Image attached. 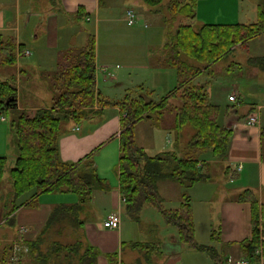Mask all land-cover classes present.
<instances>
[{
    "label": "crops",
    "instance_id": "0c3cea01",
    "mask_svg": "<svg viewBox=\"0 0 264 264\" xmlns=\"http://www.w3.org/2000/svg\"><path fill=\"white\" fill-rule=\"evenodd\" d=\"M129 1L123 10V18L127 22V10L133 9L136 14L133 24L142 18H163L168 24L169 34L171 26L167 21L170 17L167 6L170 0L167 2L163 0L156 5H151L145 0ZM243 1L197 0L192 22L198 23L196 25L199 26L203 23L256 21L258 3L255 1L250 3L251 8L247 14L249 16L245 17V13L240 9ZM111 11L110 8L101 11V0H0V41L13 39L17 44V58L14 64H3L0 60L2 63L0 79L14 80L18 88V108L34 109L53 104V77L61 56L69 49L83 46L88 42L90 34L93 33L87 27V22L93 19L97 21L101 15L104 18H110ZM241 16L248 19L240 18ZM168 40L169 36L164 43V52L157 55L154 62L149 58V47H145L144 52L140 49L142 63H139L136 55L132 58L121 57L122 60L119 61L120 58L115 57L117 56L115 49H109L108 52L103 53L96 45V76L100 97L107 96L106 99L111 101H122L128 96L133 97L126 94L120 99L118 97L112 99L109 95L103 94L101 88V81L117 80L125 86L124 90L128 89L130 86L125 85L127 83L125 80L132 66L141 70L145 68V72H152L153 80L157 78L155 82L165 78L166 74L165 80L171 82V74H169L171 66L167 63L166 49ZM238 48L247 51L246 63L236 58L230 63H221L225 55L207 67L185 56L204 69L198 80L208 81L209 98L220 108L218 121L232 130L226 156L219 158L214 155L215 158L212 161L219 163L229 177V185L225 186L229 191L220 193L218 196L212 195L210 200L209 194H201V196L205 195V198L202 200L201 197L200 202H195L197 206L191 203L195 240L201 244H213L224 264H236L235 262L240 259L247 261L243 264H264L263 245L257 248L251 247L248 251L242 246V242L253 239L254 229L252 202L246 193L247 190L252 191L261 205L260 221L263 230L261 239L264 240L262 139L264 102L260 101L261 94H264V74H261L264 73V67L249 61L250 57L264 56V33L251 38L246 47L238 45L233 50ZM228 69L236 70V76L230 82L223 80L221 74ZM240 78L243 80L240 81ZM41 85L46 86L45 91L38 90ZM134 86L137 89L144 88L143 82L140 81H137ZM168 86L171 88L170 85ZM170 91L171 89L168 94ZM232 94L236 95L235 100L230 99ZM24 95L25 98H31L30 105L22 103ZM95 108L102 109L99 112L103 114L102 121L98 122L95 118L99 114L97 113L77 123L67 122L64 133L59 138V148L61 158L66 161H77L93 153L92 157L99 174L106 178L109 184V189H97L94 192L92 200L85 206L89 215L83 217L84 239L99 250L97 264H111L109 258L111 254H117V264H215L214 258L206 250L181 240L178 228L167 222L168 226L161 228L160 225L145 217L146 221H150L145 228L146 236H150L149 239L141 240L133 237L131 226L134 222L130 220L126 211L119 173L123 109L120 104L102 107L97 104ZM4 111L6 110L0 109L3 116L0 118V157L6 156L5 152L9 151L8 145L13 146L11 120L10 124H4L7 120ZM251 114L258 116L257 123H247L248 116ZM139 121L135 123L137 142L136 126ZM207 150L201 152L205 154ZM201 152L199 153L200 165L203 164L201 167H205V162L208 160ZM64 193L71 195V192H43L38 195L34 204L26 203L15 211V226L8 225V227L18 232L16 239L20 247L25 246V240L37 236L45 225L54 204L67 203L62 196ZM113 211L118 212L121 217V225L118 228H109L104 225V220ZM2 219L0 217V226L3 223ZM139 221L146 222L142 216ZM25 259L21 264L27 262L28 259Z\"/></svg>",
    "mask_w": 264,
    "mask_h": 264
},
{
    "label": "trees",
    "instance_id": "16d2710c",
    "mask_svg": "<svg viewBox=\"0 0 264 264\" xmlns=\"http://www.w3.org/2000/svg\"><path fill=\"white\" fill-rule=\"evenodd\" d=\"M145 1L156 5L163 0ZM196 3L197 0L168 2L167 7L172 16L167 21H174L178 13L190 17V20L169 30L167 63L177 69L178 84L159 102L129 96L122 101L100 97L96 76V38L93 34H90L86 44L69 49L61 56L58 69L54 72V101L51 106L39 107L32 112L30 109L18 108V88L14 80L0 79V109L11 113L14 151V160L9 168L11 204L4 205L7 211L2 217L3 223L15 226V211L26 203L34 204L35 199L43 192H74L79 195L77 202L54 204L37 236L24 241L33 262L52 264V260L54 262L61 254L67 253L65 256L71 259L76 254L78 264H97L99 250L84 239V219L81 212L92 200L94 192L97 189H109V184L99 174L93 153L77 161L63 160L60 156L59 138L64 133L67 122L77 123L99 113L102 109L95 108L97 104L101 107L120 104L124 114L120 133L119 173L127 213L136 219L140 217L146 204L155 206L168 224L178 228L181 240L207 250L215 264H224L215 247L198 244L195 240L190 199L187 197L182 200L176 208H167L157 184L158 179L165 177L192 184L207 177L200 166L199 153L203 150L209 149L219 158L226 156L232 130L218 121L220 108L209 98L208 81L198 80L204 69L188 58L209 67L236 46L246 47L251 38L264 33V0L258 3L256 21L203 23L199 26L192 22ZM16 58V42L13 39L0 41L1 62L14 64ZM249 61L264 67V56L250 57ZM171 97L179 99L178 105L174 107L175 128L181 130L186 124H191L196 131L184 147L175 142L171 150L149 155L137 142L135 123L156 111L164 113L170 106ZM262 139L264 147V128ZM7 160V156L0 157V180L3 179ZM246 193L252 202L254 224L253 239L242 242L243 248L248 251L251 247L264 246V240L261 239V205L252 191L247 190ZM66 231L73 234V241L63 242L53 237L46 249L42 247L47 236H59ZM14 244L0 239V264L22 263L25 257L17 255L21 252L19 248L15 250L16 255L13 253ZM109 258L111 264L118 263L117 254H111ZM70 262L67 260L57 264H71Z\"/></svg>",
    "mask_w": 264,
    "mask_h": 264
},
{
    "label": "rangeland",
    "instance_id": "374dc122",
    "mask_svg": "<svg viewBox=\"0 0 264 264\" xmlns=\"http://www.w3.org/2000/svg\"><path fill=\"white\" fill-rule=\"evenodd\" d=\"M167 2L168 0H164ZM252 1H255L256 3L263 2V0H244L241 4L242 12H244V16L247 17L248 10H250L251 5L250 3ZM130 1L129 0H101V11H104L106 8H110L112 10L110 18H104L103 15H101V18H98L99 20L96 21V19H93L91 22H87V27L92 31L96 38V45L97 48L100 49L101 52H108L109 49H115V52L117 56L116 58H120L119 61L122 60L121 57H130L137 56L139 59V63L141 62V55L139 54L140 49L142 51L145 47H149V58L153 59L152 62H154V58L157 55H160L162 52H164V43L168 38V24L163 20V18H142V20H138L135 24H128L125 18H123L124 14V7L127 5ZM256 5V4H255ZM157 8V7H156ZM170 17L172 16V13L169 10ZM103 17V18H102ZM169 17V18H170ZM240 18H243L241 16ZM248 19V18H243ZM190 20L189 17L184 15L183 13H178L175 16L174 21H172L169 26L172 27V29H175L178 25L181 23L188 22ZM147 24V25H145ZM198 24V23H196ZM141 51V53H143ZM245 62L247 60V51H245L243 48H238L235 50H232L229 52L224 58H222L221 63H230L233 59ZM2 63L0 62V73L2 72L1 69ZM146 69L144 68L141 70L140 68L136 66H132L129 69V72H127L128 77L126 78L125 85H129L130 87L126 90L125 86L123 84H120V82H117V80H108V81H101V88L102 93L109 95V97L119 99L122 97H125L126 94H130L135 98H144L147 100H156L157 102L161 101L166 94H168L169 89L174 88L178 84V74L177 69L175 67H171V82H169L165 78H161L158 82H155L154 80H157L155 78L153 80L152 72H145ZM166 72V71H161ZM236 70H224L221 72L223 75V80H226L227 82L232 81L236 76ZM264 74V73H261ZM131 78H130V77ZM163 76V74H162ZM243 78H240V81H242ZM137 81L143 82V89L135 88V84ZM154 81V82H152ZM152 82V83H150ZM171 88H169V86ZM230 87L229 84H226ZM46 86H39L38 90L45 91ZM135 88V89H134ZM154 90V91H152ZM127 91V93H125ZM264 93V92H263ZM137 96V97H136ZM108 98L107 96H105ZM132 97V98H133ZM31 98L27 97L25 98V95L22 99V103L24 105H30L31 103L29 100ZM170 106L165 109V112L162 114H159V112L152 113V116H146L143 117L136 126V131L138 133V144L143 147V149L149 154V155H158L160 153H163L165 151L171 150L174 147V140L178 143L179 146L184 147L188 144V142L191 140L192 136L194 135L196 129L191 124H186L181 130L175 128L174 123V116H175V110L174 107L178 105L179 99L176 97H171L169 99ZM264 102V94H261V100ZM39 103V102H37ZM44 105V104H40ZM34 109H30V112L34 111ZM4 115L7 117V120L4 122V124H10L11 120V113L10 111H4ZM102 113H99L95 116L96 119H98V122L102 121ZM10 127V125H9ZM179 134V136H178ZM12 137V136H11ZM10 140V138H9ZM13 144V143H12ZM9 146V151L5 152L8 160L7 164L5 166V173L3 175V179L0 180V217H3L5 212L7 211V205H10V196L12 194V185L10 180V174H9V168L11 166V162L14 160L13 155V146ZM210 151V150H209ZM205 152L204 155L208 162H205V167H202V170L207 173V177L204 176L202 179L196 181L195 183H191L186 181V183H182L179 180L173 179L171 177H165L158 179V188L161 193V195L164 198V205L167 208H174L180 205L182 200H185L187 197L190 199V203L200 202L199 200L202 197V200L205 198L204 196H201V194H209V200L212 199L213 196H218L220 193L226 192L229 189L225 186L229 185V177L224 173L222 166L219 163H213L215 156L212 151ZM181 153V150H180ZM203 165V164H202ZM200 165V166H202ZM71 195L64 193L63 199L67 203H74L79 200V195L77 193L71 192ZM211 197V198H210ZM22 200V198H21ZM73 201V202H72ZM7 205H6V204ZM6 205V206H4ZM196 205V203H195ZM87 206V205H86ZM197 206V205H196ZM203 205L201 204V207ZM139 216H142L143 219L146 221L145 217L148 220H152V222L160 225V227L168 226L166 223L164 216L162 212L156 208L155 206L146 204V207L144 210H141ZM82 217H86L89 215V213L84 209L83 212H81ZM129 215V214H128ZM130 220H133L134 225H132V231L133 237L135 239H141V240H148L150 236H146V230L148 223L150 221H146L145 223H142L139 221V218L134 219L129 215ZM200 219H202L199 216ZM1 221H4L2 219ZM14 227V226H12ZM159 227V226H158ZM170 228H173L171 225H169ZM168 229V228H166ZM18 232L16 230H12L10 226L8 227V224L2 223L0 226V239H2L4 242H14V250L13 253L16 255L15 250L16 248L21 250L20 255L21 257H25L27 262L25 264H39L32 261L30 258V255L27 253V246L20 247L19 242L17 241V234ZM53 237L59 238L63 242H70L74 240L73 234H69L68 231H66L62 235H55V236H47L46 240L43 242L42 247L44 249L47 248L49 245V242L52 240ZM206 237H208L206 235ZM198 243V242H197ZM201 244V243H198ZM19 245V246H17ZM214 248L213 244H206ZM17 246V247H15ZM18 250V251H19ZM207 251V250H206ZM208 252V251H207ZM18 253V252H17ZM209 253V252H208ZM67 253L61 254V256L56 259L54 262L52 260V264H57L59 262H65L67 260H70L71 264H78V257L75 254L74 257L67 258L65 255Z\"/></svg>",
    "mask_w": 264,
    "mask_h": 264
},
{
    "label": "built area",
    "instance_id": "2783aa9c",
    "mask_svg": "<svg viewBox=\"0 0 264 264\" xmlns=\"http://www.w3.org/2000/svg\"><path fill=\"white\" fill-rule=\"evenodd\" d=\"M127 19H128V23L129 24H133L136 20V14L134 12L133 9H129L127 10ZM230 99L231 100H235L236 99V95L235 94H232L230 95ZM2 114L0 113V118H2ZM258 116L255 115V114H251L248 116V120H247V123L248 124H255L258 122ZM104 225L109 227V228H118L120 227L121 225V217L119 215L118 212H110L107 216V218L104 220ZM17 247V246H16ZM236 264H243V263H247V261H244V260H237L235 262Z\"/></svg>",
    "mask_w": 264,
    "mask_h": 264
}]
</instances>
